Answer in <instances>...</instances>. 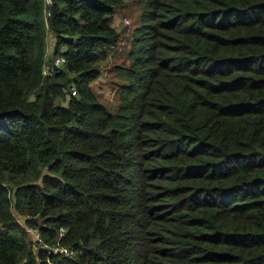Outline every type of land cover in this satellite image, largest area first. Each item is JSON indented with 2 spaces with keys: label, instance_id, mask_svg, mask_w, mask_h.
I'll return each mask as SVG.
<instances>
[{
  "label": "trees",
  "instance_id": "obj_1",
  "mask_svg": "<svg viewBox=\"0 0 264 264\" xmlns=\"http://www.w3.org/2000/svg\"><path fill=\"white\" fill-rule=\"evenodd\" d=\"M50 1L0 0V264L26 228L54 264H264V0H139L114 111L122 0Z\"/></svg>",
  "mask_w": 264,
  "mask_h": 264
},
{
  "label": "rangeland",
  "instance_id": "obj_2",
  "mask_svg": "<svg viewBox=\"0 0 264 264\" xmlns=\"http://www.w3.org/2000/svg\"><path fill=\"white\" fill-rule=\"evenodd\" d=\"M122 2V6L117 9L112 22V25L119 32L120 41L115 46V49L108 52L107 58L99 64L101 70L100 75L91 82V87L96 93L99 102L111 111H114L119 103L118 83L120 81L114 68L123 62L127 63L125 56L131 46L134 28L139 24V16L142 8L139 0H122ZM49 43V54H52L54 44L52 37H50ZM15 214L18 219L21 218L17 213ZM19 222H22V220L20 219ZM34 234L35 231L31 230V233L27 235V239L31 241L34 253H37L39 244L36 243Z\"/></svg>",
  "mask_w": 264,
  "mask_h": 264
},
{
  "label": "built area",
  "instance_id": "obj_3",
  "mask_svg": "<svg viewBox=\"0 0 264 264\" xmlns=\"http://www.w3.org/2000/svg\"><path fill=\"white\" fill-rule=\"evenodd\" d=\"M47 3L50 4L51 1L47 0ZM48 15V14H47ZM63 50H59L58 54L53 58L51 66H44L42 73L44 75H52L55 70L61 68L65 63V58L62 55ZM72 96H75L76 89L71 87L69 90ZM27 233H31V230L35 231L34 239L35 241L41 246L40 252L36 256L37 264H54L52 256H59V257H73L75 252L73 249L61 245H51L48 246L43 244V240L41 239V235L39 231L36 229H27ZM65 232L64 228H60L59 236H62ZM43 244V245H42Z\"/></svg>",
  "mask_w": 264,
  "mask_h": 264
},
{
  "label": "crops",
  "instance_id": "obj_4",
  "mask_svg": "<svg viewBox=\"0 0 264 264\" xmlns=\"http://www.w3.org/2000/svg\"><path fill=\"white\" fill-rule=\"evenodd\" d=\"M49 40H50V38H49ZM49 40H48V42H47V53H48V54H49L48 45H50Z\"/></svg>",
  "mask_w": 264,
  "mask_h": 264
}]
</instances>
